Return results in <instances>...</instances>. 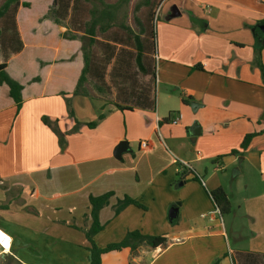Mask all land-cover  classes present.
<instances>
[{
	"label": "crops",
	"instance_id": "1",
	"mask_svg": "<svg viewBox=\"0 0 264 264\" xmlns=\"http://www.w3.org/2000/svg\"><path fill=\"white\" fill-rule=\"evenodd\" d=\"M127 1L19 0L0 19V63L22 85L17 111L0 84V205L7 206L0 231L11 240L10 255L20 264H88V198L112 192L98 213L97 245L133 229L165 242L134 255L104 253L101 264H264L260 231L246 227L247 243L232 246L207 193L221 186L229 199L232 181L244 192L238 209L252 223L264 220L263 188L246 194L257 184L252 173L264 181V87L253 63L264 0H155L153 37L140 13L146 0L134 15L121 14ZM87 21L95 22L90 34ZM87 45V80L73 96ZM65 97L82 125L61 147L41 118L71 130ZM194 121L200 133L192 137ZM260 131L242 154H229ZM122 140L128 150L116 158ZM144 140L147 148L139 146ZM124 196L146 209L128 205L115 214Z\"/></svg>",
	"mask_w": 264,
	"mask_h": 264
},
{
	"label": "trees",
	"instance_id": "2",
	"mask_svg": "<svg viewBox=\"0 0 264 264\" xmlns=\"http://www.w3.org/2000/svg\"><path fill=\"white\" fill-rule=\"evenodd\" d=\"M126 1V0H121ZM148 0H146V3ZM19 4V0H0V19L7 14V11L10 8H15ZM107 6V5H106ZM114 6V5H113ZM12 8V9H13ZM117 5H115V9ZM92 14H95L94 9L91 11ZM259 24H264V20H261ZM95 22L87 21L85 23L86 33H92V29H94ZM152 32V31H151ZM150 35L153 37V32ZM255 36V44L253 50V63L257 66L260 73L261 83L264 87V65L261 61V50L264 47V32H262L259 27H256L254 30ZM83 58H84V66L82 68L81 74L77 80L75 89L73 91V96L80 94L82 92V87L84 82L87 80V75L89 71V53L83 47ZM6 84L8 87V94L12 98L15 103L16 110L18 111L21 107L22 97H21V89L22 85L15 81L13 78L9 76V74L5 70V63H0V84ZM183 102H187L186 99H183ZM65 106L66 111L69 117L73 118L74 126L69 131H61L57 125V120H51L47 116H42V122L50 128V130L56 135L59 146H63L65 143V137L68 133H72L76 131L79 126L82 125L81 122L74 116V112L71 105V98L65 97ZM102 117V114L99 115V118ZM87 127H94L96 123L94 121L84 123ZM264 131V130H263ZM260 132H252L247 133L243 136L242 141L239 144V149H232L229 154H242V151L247 149L251 139L256 135L261 134ZM219 157H222L219 156ZM182 176V174H180ZM183 178V177H182ZM193 179H197L196 175H193ZM208 195L214 205V207L218 210V212L222 214H228L231 210L230 201L221 186H218L212 190H209ZM113 195L112 192H105L98 196H89V211L88 216L91 219V223L87 229H84V235L89 243L87 246V250L89 251L88 256V264H101V256L104 253L110 251H119L124 248H128L132 255L135 254L136 250L141 246H149V247H157L165 242V237L163 235H149L144 234L138 229L129 230L125 233L123 238L119 241L109 242L104 246H99L95 243L93 237L94 235L103 229V224L99 222L98 213L102 207L108 204L109 198ZM128 205H134L136 207L146 209L142 203L138 200L130 198L129 196H124L122 199H119L114 206V213L118 214L123 208ZM6 204H1L0 209L6 208ZM12 251V250H11ZM11 256V255H10ZM12 257V256H11Z\"/></svg>",
	"mask_w": 264,
	"mask_h": 264
},
{
	"label": "rangeland",
	"instance_id": "3",
	"mask_svg": "<svg viewBox=\"0 0 264 264\" xmlns=\"http://www.w3.org/2000/svg\"><path fill=\"white\" fill-rule=\"evenodd\" d=\"M131 3H128L130 2ZM141 1L142 0H128L124 5L123 7L121 8V14H130V15H134L137 13V10H138V6L141 4ZM156 1L155 0H149L147 4L143 5L141 7V10H140V13L143 14L144 16H146V22H145V27L147 31V35L148 37L150 36V32H151V28L152 26L155 24V21H156V18H157V15H158V10L159 8L157 7L156 8ZM155 8H156V11H155ZM150 40L147 39V49L149 50L150 48ZM83 45H84V41H83ZM88 45H87V53L88 52ZM231 170H229V174H231ZM254 176H256V183L255 185H253L251 187V184L249 183V188L248 190L246 191V194L249 193V191L251 190H257V191H261L260 189L263 188L264 190V181H260L259 180V173H252ZM229 180H231V175H229ZM248 182L247 181H244V177H243V182L242 184H246ZM231 183V188L229 187L228 190L226 189V192L229 194V199L232 203V211L229 212L228 214H222L220 215L222 217V221H223V224H224V227L226 228V231H227V234H228V237H229V241H230V244L232 246H234L237 242L239 244H246L247 241H248V236L251 237V233L250 231H246V227L248 228H252V229H257L260 231L261 235L260 236H255L256 237V240H260L261 242L264 243V227H263V224H264V220H259L258 216L256 217V220H255V224L251 222V220H248L246 216L243 215L244 213V210L243 208H241L240 210L238 209V205L241 204L242 200H241V197H243L244 195V192L242 193H237L233 190L232 187L235 186V183L230 181ZM226 186L228 187V183L226 182ZM251 193V192H250ZM243 207V206H242ZM50 211L49 208H47V213ZM235 213V214H234ZM233 224H236V228L238 229L237 232H231L230 231V228L233 227ZM255 234H252V236H254ZM233 236H239V239L237 240H233ZM10 252H12L10 250V248L8 250H2L0 248V264H20L18 263L13 257L10 256ZM2 253V255H1ZM42 260L43 261H50V257L48 254H43V257H42ZM53 264H56L55 263V260L53 262Z\"/></svg>",
	"mask_w": 264,
	"mask_h": 264
},
{
	"label": "water",
	"instance_id": "4",
	"mask_svg": "<svg viewBox=\"0 0 264 264\" xmlns=\"http://www.w3.org/2000/svg\"><path fill=\"white\" fill-rule=\"evenodd\" d=\"M260 29L262 31H264V25L260 26ZM87 39V38H86ZM190 132H191V136L192 137H195L197 135H199L200 133V127H199V124L194 121L190 127ZM128 150V143L127 141L125 140H122L120 141L117 146L115 147L114 149V156L116 158H120L121 157V153ZM177 211V208L176 207H172L169 209V212H168V218L169 220H173L175 217H176V212Z\"/></svg>",
	"mask_w": 264,
	"mask_h": 264
},
{
	"label": "built area",
	"instance_id": "5",
	"mask_svg": "<svg viewBox=\"0 0 264 264\" xmlns=\"http://www.w3.org/2000/svg\"><path fill=\"white\" fill-rule=\"evenodd\" d=\"M179 119H180V115L179 114H175L172 118H171V120H170V122L172 123V124H177L178 122H179ZM139 146L141 147V148H147L148 147V142L147 141H141L140 143H139ZM2 234L4 235V237H8L7 235H5L3 232H2ZM8 247H5V245L3 244V241H1V239H0V248L3 250V249H6V250H8L9 248H10V245H11V240H10V238L8 237ZM1 255H2V253H1Z\"/></svg>",
	"mask_w": 264,
	"mask_h": 264
},
{
	"label": "bare ground",
	"instance_id": "6",
	"mask_svg": "<svg viewBox=\"0 0 264 264\" xmlns=\"http://www.w3.org/2000/svg\"><path fill=\"white\" fill-rule=\"evenodd\" d=\"M0 239H1V241H3V244L5 245V247H8V241H9L8 237H4V235L2 234L1 231H0Z\"/></svg>",
	"mask_w": 264,
	"mask_h": 264
}]
</instances>
